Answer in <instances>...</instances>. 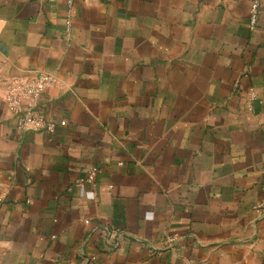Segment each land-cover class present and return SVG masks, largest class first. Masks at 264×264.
I'll use <instances>...</instances> for the list:
<instances>
[{
	"label": "crops",
	"instance_id": "obj_1",
	"mask_svg": "<svg viewBox=\"0 0 264 264\" xmlns=\"http://www.w3.org/2000/svg\"><path fill=\"white\" fill-rule=\"evenodd\" d=\"M252 2L0 0V264H264ZM42 72L51 134L5 101Z\"/></svg>",
	"mask_w": 264,
	"mask_h": 264
},
{
	"label": "built area",
	"instance_id": "obj_2",
	"mask_svg": "<svg viewBox=\"0 0 264 264\" xmlns=\"http://www.w3.org/2000/svg\"><path fill=\"white\" fill-rule=\"evenodd\" d=\"M73 0H67L70 6ZM259 0H253L249 10V25L253 28L256 24L258 13ZM69 25V20H67ZM54 78L50 73H40L35 77L16 78L8 81L6 84L5 101L9 110L15 115L17 119V126L19 129H31L40 131L45 134L54 133L58 126H64L65 122L60 121L58 124L46 119L42 110L39 108L38 99L41 91L45 87L53 85ZM255 95L253 92L249 94L250 98ZM94 171L88 175V179H92ZM257 217L264 221V203H259L255 206ZM87 223L88 219H84ZM168 241L172 237H168Z\"/></svg>",
	"mask_w": 264,
	"mask_h": 264
}]
</instances>
